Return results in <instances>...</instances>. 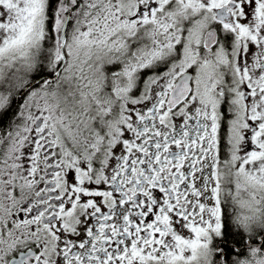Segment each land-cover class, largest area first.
I'll return each instance as SVG.
<instances>
[{"label": "snow or ice", "instance_id": "obj_1", "mask_svg": "<svg viewBox=\"0 0 264 264\" xmlns=\"http://www.w3.org/2000/svg\"><path fill=\"white\" fill-rule=\"evenodd\" d=\"M0 264H264V0H0Z\"/></svg>", "mask_w": 264, "mask_h": 264}]
</instances>
